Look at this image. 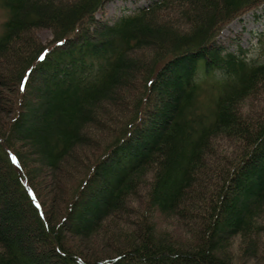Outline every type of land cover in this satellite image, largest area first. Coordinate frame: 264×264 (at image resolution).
<instances>
[{
  "label": "trees",
  "instance_id": "obj_1",
  "mask_svg": "<svg viewBox=\"0 0 264 264\" xmlns=\"http://www.w3.org/2000/svg\"><path fill=\"white\" fill-rule=\"evenodd\" d=\"M109 1L0 0V264H264V0Z\"/></svg>",
  "mask_w": 264,
  "mask_h": 264
},
{
  "label": "rangeland",
  "instance_id": "obj_2",
  "mask_svg": "<svg viewBox=\"0 0 264 264\" xmlns=\"http://www.w3.org/2000/svg\"><path fill=\"white\" fill-rule=\"evenodd\" d=\"M152 0H111L108 3H106L101 10H99L95 18L98 20H104L108 23L114 22L116 19H118L120 16L123 15H129L132 14L137 8L142 7L150 3ZM264 6L263 8L253 12L244 15L240 19L232 21L229 25H227L219 34L218 41L220 43H224L227 46L228 51H233L235 48L242 47V48H248L251 49L254 46L258 45V39L257 34H260L262 30H264ZM53 29H47V28H38L33 32V41L34 47H37L38 45H43L44 49H48L50 46H54L55 38L53 37ZM226 38L232 39V43H228ZM6 66V65H5ZM4 65L1 66L3 68ZM28 85V86H27ZM38 84L37 82H33V80L29 79L26 86H27V94L26 99L28 103L31 105H34L37 102V96L36 92H34V87H36ZM2 94L5 95L6 99L10 100H16V98H12V90L10 89H0ZM23 99V98H22ZM1 117V114H0ZM4 116H2L3 118ZM138 199H142L141 197H137ZM136 200V199H135ZM133 205L136 207L139 205L141 209V203L140 200L133 201ZM134 219V218H133ZM154 222L157 225V228L159 230H167L171 233V236L174 237V239H177L179 244H184L187 242H192V236L190 234L187 235L186 227L182 226L181 223H178L174 220H166L162 217L155 218ZM102 242V241H101ZM175 242V241H174ZM176 243V242H175ZM104 249L101 251H108V249H111L109 247L108 242L104 244ZM239 245L238 240L235 241L233 244L231 251L232 254H234L235 258L237 257L238 260H240V254H239ZM100 250V248H98ZM235 259L236 264H238V260ZM242 264V263H240ZM246 264H263L261 262H258L257 260L247 262Z\"/></svg>",
  "mask_w": 264,
  "mask_h": 264
}]
</instances>
